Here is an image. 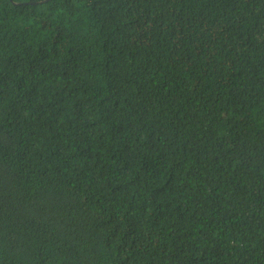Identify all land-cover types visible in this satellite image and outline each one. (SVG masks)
I'll return each instance as SVG.
<instances>
[{"label":"trees","instance_id":"1","mask_svg":"<svg viewBox=\"0 0 264 264\" xmlns=\"http://www.w3.org/2000/svg\"><path fill=\"white\" fill-rule=\"evenodd\" d=\"M0 264H264V0H0Z\"/></svg>","mask_w":264,"mask_h":264}]
</instances>
